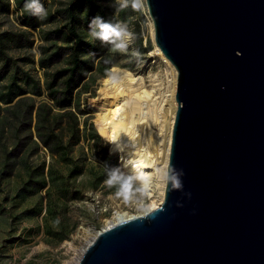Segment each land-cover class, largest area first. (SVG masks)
<instances>
[{"label":"water","instance_id":"1","mask_svg":"<svg viewBox=\"0 0 264 264\" xmlns=\"http://www.w3.org/2000/svg\"><path fill=\"white\" fill-rule=\"evenodd\" d=\"M178 73L162 204L77 264H264V0H145Z\"/></svg>","mask_w":264,"mask_h":264},{"label":"rangeland","instance_id":"2","mask_svg":"<svg viewBox=\"0 0 264 264\" xmlns=\"http://www.w3.org/2000/svg\"><path fill=\"white\" fill-rule=\"evenodd\" d=\"M41 1L47 15L33 27L26 22L24 2L0 0V36L12 40L4 39L2 49L11 66L0 60V264H77L117 212L142 215L152 200L112 150L109 123L98 125L100 91L116 71L121 77L126 71L144 76L157 103L168 93L170 70L156 53L146 1L133 8L129 0L117 11L118 0H95L132 37L125 50L103 48L89 27L80 25L82 39L97 52L83 54L89 68L80 72L63 104L58 103L63 96L55 99L51 93L65 90L64 79L49 85L54 73L70 67V55L59 50L72 44L51 32L67 23L59 11L72 0ZM121 99L111 98V104ZM112 171L134 180L121 190L118 182H106Z\"/></svg>","mask_w":264,"mask_h":264},{"label":"bare ground","instance_id":"3","mask_svg":"<svg viewBox=\"0 0 264 264\" xmlns=\"http://www.w3.org/2000/svg\"><path fill=\"white\" fill-rule=\"evenodd\" d=\"M156 51L170 70L168 93L163 94L157 103L146 87L144 76L126 71L124 77H121L114 70L115 74L104 79L105 88L100 91L102 102L98 114V125L109 123L112 150L120 153L124 170L136 175L152 199L143 214L158 208L165 198L177 111V70L158 47ZM124 80L128 82L127 85H123ZM119 97L122 99L111 104V98ZM110 113L113 117L108 122ZM151 170L156 171V184L152 181ZM133 217L135 216L117 212L108 227Z\"/></svg>","mask_w":264,"mask_h":264},{"label":"trees","instance_id":"4","mask_svg":"<svg viewBox=\"0 0 264 264\" xmlns=\"http://www.w3.org/2000/svg\"><path fill=\"white\" fill-rule=\"evenodd\" d=\"M18 4H23L24 0H17ZM42 3V1H41ZM1 4V3H0ZM107 11L109 9L107 7H104L101 4L96 3L95 0H72L71 3L62 11H59V13L62 14L63 18L67 21V23L64 25L62 29H56L51 32L52 36L59 37L61 39H64L67 43H71L72 46L66 47V48H60V52L64 51L67 54L70 55V61H69V68L62 69L60 71H57L52 75L53 81L50 83L49 88L52 89L55 83L58 79L63 78L64 81L62 82V86L64 87V91L58 93V92H52L51 96L52 98L57 99V96H63L61 97L59 104L68 103L70 100V96L72 94V90H74L76 83L78 82L76 79L78 76H81L80 72L84 71L87 67L89 68V64L87 61H84L82 59V56L84 53L87 54H94L97 52V49L94 45L89 44L85 42L80 33L78 32V27L80 25H83L85 27H89V22L92 18H94L97 15H100L104 17L106 20H109ZM25 17L26 22L30 26L36 27L38 22V18L36 16L31 15L25 10ZM49 20V19H48ZM0 36V60L4 61L6 66H11V59L8 57L7 54L4 53L2 50L4 48V39L11 40V37L8 38H1ZM98 43L101 47L106 48L109 47L111 44L106 41H102L99 38H96ZM55 53L48 61H43V65H50L53 59L57 58L59 56V53ZM58 94V95H57ZM9 98V97H8ZM7 100H12V98H9Z\"/></svg>","mask_w":264,"mask_h":264},{"label":"clouds","instance_id":"5","mask_svg":"<svg viewBox=\"0 0 264 264\" xmlns=\"http://www.w3.org/2000/svg\"><path fill=\"white\" fill-rule=\"evenodd\" d=\"M128 4L129 0H118L116 10L119 11L126 8ZM131 5L133 8L141 6L138 0H131ZM23 8L28 13L41 20L47 15V11L41 3V0H24ZM89 34L91 37L109 42L116 50L127 49L129 40L132 37V33L128 30L126 25L113 23L100 15L95 16L89 22ZM133 180L134 177L123 176L117 171H112L109 173L106 182L112 184L116 181L119 183L120 189L123 190L126 186H129L130 182Z\"/></svg>","mask_w":264,"mask_h":264}]
</instances>
